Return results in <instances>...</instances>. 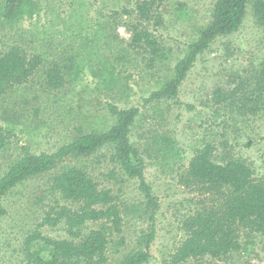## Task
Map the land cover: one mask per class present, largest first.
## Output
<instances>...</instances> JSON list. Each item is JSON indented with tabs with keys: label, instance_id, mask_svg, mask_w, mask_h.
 Wrapping results in <instances>:
<instances>
[{
	"label": "rangeland",
	"instance_id": "374dc122",
	"mask_svg": "<svg viewBox=\"0 0 264 264\" xmlns=\"http://www.w3.org/2000/svg\"><path fill=\"white\" fill-rule=\"evenodd\" d=\"M140 0H34L35 13L9 26L0 20V52L17 44L43 61L30 80L0 97V175L23 152L53 153L71 141L77 130L104 132L113 126L108 105L135 108L130 143L144 159V175L158 202L156 235L146 264H169L183 239L181 220L194 208V198L177 183L195 149L211 144L246 159L255 177L264 179V112L240 115L213 100V92L232 87L237 76L264 69V29L254 23L250 9L240 29L216 38L198 56L178 97L144 102L159 78L166 76L183 54L186 44L209 21L212 0H164L163 26L157 34L165 57L157 67L143 71L141 55L129 52L128 24ZM127 49V50H126ZM72 57L75 77L59 90L43 83V70L52 61ZM139 61V68L136 62ZM66 80L69 77H65ZM225 143V144H224ZM224 144V146H223ZM107 148L80 164L99 184L111 190L123 216L124 242L110 248L105 264H116L136 241L148 222L137 210L138 182L122 175L110 161ZM75 163L66 160L65 164ZM54 172L30 180L3 199L6 214L0 220V264H26V240L33 234L66 238L64 227L40 226L58 199L52 190ZM60 204H64L60 202ZM75 209V204L67 203ZM89 228L95 225L88 224ZM116 239V237H113ZM114 244H116L114 242ZM31 251L48 252L41 244ZM184 264H264V236L242 232L241 247L226 259L210 257Z\"/></svg>",
	"mask_w": 264,
	"mask_h": 264
},
{
	"label": "trees",
	"instance_id": "16d2710c",
	"mask_svg": "<svg viewBox=\"0 0 264 264\" xmlns=\"http://www.w3.org/2000/svg\"><path fill=\"white\" fill-rule=\"evenodd\" d=\"M164 0H140L127 26L130 33L129 52L141 55L143 71L154 70L165 57L159 28L164 24L159 8ZM251 10L255 25L264 29V0H212L209 21L190 40L172 69L159 78L155 89L144 102L175 99L198 56L222 36L237 32ZM34 0H0V20L9 26L35 13ZM127 50V49H126ZM72 57L59 58L43 70V83L49 90H59L75 77ZM43 59L29 55L19 45L0 52V97L17 86L26 84L39 70ZM139 68V61H135ZM65 77H69L66 80ZM227 90L216 89L213 100L240 115L256 116L264 112V69L249 76H237ZM113 126L104 132L77 130L71 141L53 153L23 152L10 162L0 175V220L6 214L4 197L24 183L54 172L52 190L58 199L45 213L40 226L62 225L66 238L50 239L33 234L26 240V264H105L110 248L124 242L123 214L111 190L99 184L80 164L107 148L110 161L122 175L138 182L141 194L137 210L148 222L136 241V247L123 254L116 264H146L147 252L155 239V216L158 202L147 183L144 159L130 143L129 130L138 110H119L108 105ZM0 127V148L3 143ZM225 144V143H224ZM223 144V146H224ZM73 159L75 163L65 164ZM177 183L194 198V208L180 222L183 239L170 256L169 264H184L205 257L223 260L241 247L242 232L264 236V179L255 177L249 162L225 147L217 151L211 144L194 150L188 165L179 173ZM60 202L64 204H60ZM67 203L75 204L73 209ZM88 224L95 225L89 228ZM113 237H116L114 239ZM114 242L116 244H114ZM41 244L48 252L31 251L32 244Z\"/></svg>",
	"mask_w": 264,
	"mask_h": 264
}]
</instances>
